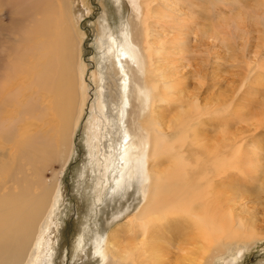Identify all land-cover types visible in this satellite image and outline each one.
I'll use <instances>...</instances> for the list:
<instances>
[{
  "label": "bare ground",
  "instance_id": "6f19581e",
  "mask_svg": "<svg viewBox=\"0 0 264 264\" xmlns=\"http://www.w3.org/2000/svg\"><path fill=\"white\" fill-rule=\"evenodd\" d=\"M8 1L16 11L7 27L0 26V264H35L82 113L84 75L73 45L78 34L70 0ZM134 28L132 42L140 48L141 61L121 51L113 37L104 41L102 113L93 133L100 138L89 155L98 163L109 161V172L118 169L117 180L142 168V198L125 217L126 245L114 232L100 245L96 234L90 252L99 255L97 264H162L154 242L163 236L162 227L154 225L174 232L180 228L174 224H180L195 232L199 243L187 264H202L203 258L211 264L228 239L243 235L233 231L227 214L216 213L208 176L224 161L236 164L237 155L226 138L212 147L196 140L197 123L210 109H202L198 97L182 123L164 126L156 117L158 112L165 116L170 106L157 90L162 75L156 73L161 60L155 57L164 43L154 48ZM4 29L10 43H3ZM160 84L166 92L175 88ZM160 102L165 107H156ZM188 120L195 121L190 125ZM165 163L169 166L161 168Z\"/></svg>",
  "mask_w": 264,
  "mask_h": 264
},
{
  "label": "rangeland",
  "instance_id": "374dc122",
  "mask_svg": "<svg viewBox=\"0 0 264 264\" xmlns=\"http://www.w3.org/2000/svg\"><path fill=\"white\" fill-rule=\"evenodd\" d=\"M151 1L70 0L78 34L73 45L84 75L83 107L71 135L69 157L59 176L37 264L47 260V264H97L99 255L90 252L94 235L102 237L100 245L109 240L110 232L120 235L123 245L130 236L125 217L142 198L143 169L138 167L132 175L129 171L117 180L118 169L109 172V161L98 163L89 150L100 138H93V133H98L95 126L102 113L104 41L113 37L121 51L141 61L140 48L132 42L133 27L154 48L163 41L164 50L155 57L161 60L156 73L162 75L160 83L175 86L166 92L157 84L170 106L165 116L158 112L156 117L164 126L182 123L193 110L191 100L198 97L202 109H210L200 119L203 123L196 121V140L212 147L226 138L233 145L230 151L237 155L236 164L224 161L208 176L212 175L210 192L216 213L227 214L233 231L243 237L228 239L211 264H264V0ZM15 11L8 0H0V26L7 27ZM3 33V43H10L6 29ZM15 37L16 33L11 34ZM161 105L165 107L163 102L156 107ZM165 166L169 164L161 168ZM174 225L180 227L174 232L154 225L162 227L163 235L154 237V242L159 245L162 264H187L199 245L198 238L192 230Z\"/></svg>",
  "mask_w": 264,
  "mask_h": 264
},
{
  "label": "water",
  "instance_id": "95a60500",
  "mask_svg": "<svg viewBox=\"0 0 264 264\" xmlns=\"http://www.w3.org/2000/svg\"><path fill=\"white\" fill-rule=\"evenodd\" d=\"M90 96H91V94H90Z\"/></svg>",
  "mask_w": 264,
  "mask_h": 264
}]
</instances>
